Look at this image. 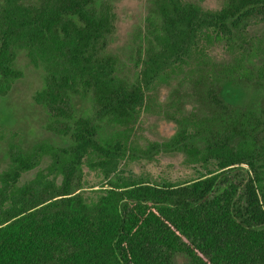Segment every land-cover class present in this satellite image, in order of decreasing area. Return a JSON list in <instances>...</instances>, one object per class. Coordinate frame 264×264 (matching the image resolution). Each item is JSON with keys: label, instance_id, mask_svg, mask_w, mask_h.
Wrapping results in <instances>:
<instances>
[{"label": "trees", "instance_id": "trees-1", "mask_svg": "<svg viewBox=\"0 0 264 264\" xmlns=\"http://www.w3.org/2000/svg\"><path fill=\"white\" fill-rule=\"evenodd\" d=\"M145 1L126 68L115 0H0V98L24 54L51 137L3 148L0 264H264V0ZM162 92L197 176H119Z\"/></svg>", "mask_w": 264, "mask_h": 264}, {"label": "rangeland", "instance_id": "rangeland-1", "mask_svg": "<svg viewBox=\"0 0 264 264\" xmlns=\"http://www.w3.org/2000/svg\"><path fill=\"white\" fill-rule=\"evenodd\" d=\"M219 3L220 0L204 1V5L211 8L217 7ZM147 9L145 0H115L116 32L112 50L121 58L126 68L130 66L135 36L142 27ZM215 55L221 56V52L217 51ZM17 65L23 73L22 78L5 97L0 98V117L10 115L9 121L5 125H0V160L3 148L8 142L29 148L39 141H51L43 127L45 119L43 111L33 101L34 92L41 86L42 71L32 65L22 53L17 57ZM260 90L262 91L257 87V91ZM163 94L162 92L160 97L153 95L154 101L149 103L148 109L144 110L135 125L131 140L135 146L133 154L139 158L136 156L134 161L120 166L117 171L119 176L130 175L154 182L183 181L197 176L196 167L185 164L186 157L183 153L170 151L162 145L175 131L173 122L165 115V110L173 109H169L166 98L162 97ZM154 143L159 147L156 149L152 147ZM84 170L88 186L102 181L99 173L86 167ZM34 172L35 169L25 173L23 179L32 177Z\"/></svg>", "mask_w": 264, "mask_h": 264}]
</instances>
